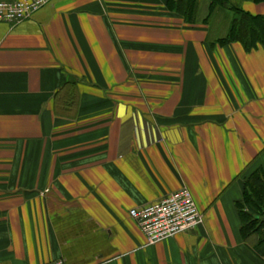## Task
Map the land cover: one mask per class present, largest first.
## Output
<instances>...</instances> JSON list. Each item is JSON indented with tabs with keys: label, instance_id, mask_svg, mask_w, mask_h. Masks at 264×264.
<instances>
[{
	"label": "crops",
	"instance_id": "obj_1",
	"mask_svg": "<svg viewBox=\"0 0 264 264\" xmlns=\"http://www.w3.org/2000/svg\"><path fill=\"white\" fill-rule=\"evenodd\" d=\"M201 1L197 23L166 0L0 21V264H264L235 206L264 167V48L218 45L232 13ZM181 186L201 222L147 243L129 210Z\"/></svg>",
	"mask_w": 264,
	"mask_h": 264
},
{
	"label": "trees",
	"instance_id": "obj_2",
	"mask_svg": "<svg viewBox=\"0 0 264 264\" xmlns=\"http://www.w3.org/2000/svg\"><path fill=\"white\" fill-rule=\"evenodd\" d=\"M199 0H166V8L173 11L188 23H197ZM242 0H208L206 15L201 22H208L215 8L231 11L232 16L226 34L216 39L220 46L238 42L246 52L264 48V15L252 14L244 10ZM254 3L264 0H250ZM240 218V233L246 239L257 236V243L264 242V167H257L243 180L241 199L235 201Z\"/></svg>",
	"mask_w": 264,
	"mask_h": 264
},
{
	"label": "built area",
	"instance_id": "obj_3",
	"mask_svg": "<svg viewBox=\"0 0 264 264\" xmlns=\"http://www.w3.org/2000/svg\"><path fill=\"white\" fill-rule=\"evenodd\" d=\"M51 0H0V21L19 23ZM130 216L145 235L147 243L192 229L202 220L190 190L181 186L158 199L133 207ZM48 264H65L63 258Z\"/></svg>",
	"mask_w": 264,
	"mask_h": 264
},
{
	"label": "rangeland",
	"instance_id": "obj_4",
	"mask_svg": "<svg viewBox=\"0 0 264 264\" xmlns=\"http://www.w3.org/2000/svg\"><path fill=\"white\" fill-rule=\"evenodd\" d=\"M207 0H202L201 2H200V7H199V10H201V12H203V11H205V9H206V2ZM219 17V16H218ZM218 17H217V19H218ZM216 28L217 29H221V25L218 23L217 25H216Z\"/></svg>",
	"mask_w": 264,
	"mask_h": 264
}]
</instances>
